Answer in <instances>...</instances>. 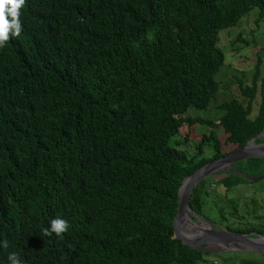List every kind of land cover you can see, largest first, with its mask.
Returning a JSON list of instances; mask_svg holds the SVG:
<instances>
[{"label": "trees", "instance_id": "obj_1", "mask_svg": "<svg viewBox=\"0 0 264 264\" xmlns=\"http://www.w3.org/2000/svg\"><path fill=\"white\" fill-rule=\"evenodd\" d=\"M252 8L264 16V0H26L20 36L0 48V264L13 252L24 264L206 263L173 237L177 188L264 129L262 91L251 115L257 64L215 120L185 112L214 98L217 33ZM196 124L209 130L191 142ZM263 181L264 157L240 160L188 205L208 220L221 213H206L208 183L226 194ZM57 217L67 232L45 235ZM254 254L238 263L264 264Z\"/></svg>", "mask_w": 264, "mask_h": 264}, {"label": "rangeland", "instance_id": "obj_2", "mask_svg": "<svg viewBox=\"0 0 264 264\" xmlns=\"http://www.w3.org/2000/svg\"><path fill=\"white\" fill-rule=\"evenodd\" d=\"M217 35V45L224 52V62L214 75L218 82V89L204 110L188 108L185 115L189 118L215 120L221 113L217 106L222 101L239 94V81L246 85L250 84L256 71L255 64H257L255 80L257 94L256 102L252 105L251 115L253 116L256 112L257 101H259L258 94L260 91L264 93V16L259 17L257 8H252L233 26L220 29ZM208 130L205 125L196 124L192 128L190 141L195 142L196 135L206 133ZM181 131L184 133L185 129ZM263 138L264 134L260 137L261 141ZM227 168L230 167H224L211 174ZM206 192V213L209 214L213 208L221 210V213L216 212L214 217L210 216V219L205 220L212 227L225 229L224 224L264 227V181L255 185L247 183L245 186H235L230 193L226 194L221 184L208 183ZM208 252L210 255L206 256L205 264H239L240 257H257L254 252L247 251L209 250ZM232 252L236 254L231 256L230 260L222 259Z\"/></svg>", "mask_w": 264, "mask_h": 264}, {"label": "water", "instance_id": "obj_3", "mask_svg": "<svg viewBox=\"0 0 264 264\" xmlns=\"http://www.w3.org/2000/svg\"><path fill=\"white\" fill-rule=\"evenodd\" d=\"M262 134H264V129L246 141L242 146L221 157L205 162L181 180L177 188L176 212L172 219L173 237L179 239L190 248L202 251H247L264 255L263 234L253 231L236 233L226 228H214L207 221L196 215L188 205V198L192 189L207 175L224 169V167H230L234 162L240 160L264 157V138L263 141L254 142ZM248 178L253 180L257 177L248 176ZM184 213L187 214L188 220L196 225L193 224L190 230L181 232L177 223Z\"/></svg>", "mask_w": 264, "mask_h": 264}, {"label": "clouds", "instance_id": "obj_4", "mask_svg": "<svg viewBox=\"0 0 264 264\" xmlns=\"http://www.w3.org/2000/svg\"><path fill=\"white\" fill-rule=\"evenodd\" d=\"M26 0H0V48L12 37H19L23 27L21 19V9L25 5ZM70 224L67 219L57 217L50 221V229H44L45 235L55 233L57 236L67 232ZM4 248L9 247L7 241L2 242ZM8 260L10 264H24V261L15 252L9 254Z\"/></svg>", "mask_w": 264, "mask_h": 264}, {"label": "bare ground", "instance_id": "obj_5", "mask_svg": "<svg viewBox=\"0 0 264 264\" xmlns=\"http://www.w3.org/2000/svg\"><path fill=\"white\" fill-rule=\"evenodd\" d=\"M194 223H191L188 218L187 214L184 213L181 215L180 219L178 220L177 226L181 232H186L193 227ZM196 225V224H194Z\"/></svg>", "mask_w": 264, "mask_h": 264}]
</instances>
